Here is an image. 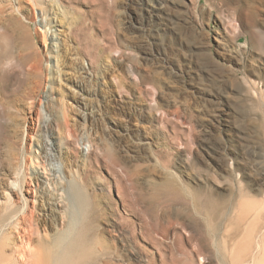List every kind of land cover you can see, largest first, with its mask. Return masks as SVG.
<instances>
[{"label": "rangeland", "instance_id": "1", "mask_svg": "<svg viewBox=\"0 0 264 264\" xmlns=\"http://www.w3.org/2000/svg\"><path fill=\"white\" fill-rule=\"evenodd\" d=\"M77 188L101 264H264V0H0L5 258Z\"/></svg>", "mask_w": 264, "mask_h": 264}, {"label": "bare ground", "instance_id": "2", "mask_svg": "<svg viewBox=\"0 0 264 264\" xmlns=\"http://www.w3.org/2000/svg\"><path fill=\"white\" fill-rule=\"evenodd\" d=\"M171 181H172V179H171ZM175 189H176V187H175ZM177 189L179 191V188H177ZM180 190H182V189H180ZM178 191H176V192H178ZM179 193H175V194H179ZM74 196L77 199L78 208H79V213L77 212V216L74 220L71 219L68 223H66L65 228L63 230L57 232L53 236L52 239L50 238L51 240H48V239L47 240H44V239L38 240L34 246L31 245L30 242H28L26 249L24 248L22 254L16 260L15 259L13 260V258L11 259L9 257H8L9 259L7 257L5 258V255L3 253L4 242H0V264H101L99 261L100 257L102 254H107L108 249H107V246L105 245V242L103 241V239H101L100 236L98 237L97 232H96V227L94 224V222L97 221V219L99 218L100 214H98V212L96 211L97 207H96V204H94L95 202H93V200L91 201L90 198H89L90 199V201H89L88 198H86L83 195L82 189L81 190H79L78 188L75 189L74 190ZM124 196H125V194H124ZM164 196H165V194H164ZM186 197H188V196H186ZM135 198H136V196H135ZM172 199L179 200V198L177 199V196H175L174 194H173ZM199 203H202V202H199ZM146 204H147V202H146ZM151 204L152 203H150V205ZM196 205H197V203H196ZM211 205L212 204L209 203V201H205L203 204H199L197 206V210L200 213L201 212L206 213V219L203 222L199 221L200 225L203 227L202 229H204V230L206 229L207 232L209 233V235L211 233H214V235H215L217 232H219V227L217 228L215 226V224H213V225L211 224L212 223L211 222V219H212V215H211L212 210L211 209L216 208L214 206L211 208ZM168 207H169V205H168ZM147 208H149V207H147ZM149 210H150V208H149ZM186 214H188V213H186ZM72 216H73V214H72ZM72 216H71V218H72ZM155 216H156V214H155ZM141 217H143V216H141ZM34 220L35 219H34L33 212L24 213L23 216L21 217L22 223L31 224ZM143 226L146 227L147 225L144 224V225L140 226V228L142 227L141 229H143L144 228ZM199 229H200V227H199ZM27 231H28V237H30V233H33V229L28 228ZM144 231L145 230H143L141 232L144 235H146V233ZM202 232H203V230H202ZM204 233H205V231H204ZM208 233H207V235H208ZM199 235H201V233ZM227 236L230 237V239H231V237H233L232 234H227ZM142 237H144V236H142ZM196 238H197V236H196ZM206 238H207V236L205 237V239ZM205 243H206V240H205Z\"/></svg>", "mask_w": 264, "mask_h": 264}]
</instances>
